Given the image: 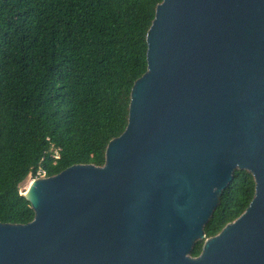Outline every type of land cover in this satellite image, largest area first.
Masks as SVG:
<instances>
[{
    "label": "water",
    "instance_id": "1",
    "mask_svg": "<svg viewBox=\"0 0 264 264\" xmlns=\"http://www.w3.org/2000/svg\"><path fill=\"white\" fill-rule=\"evenodd\" d=\"M145 41L104 165L28 172L34 218L0 223V264H264V0H162ZM236 170L254 197L205 238Z\"/></svg>",
    "mask_w": 264,
    "mask_h": 264
},
{
    "label": "trees",
    "instance_id": "2",
    "mask_svg": "<svg viewBox=\"0 0 264 264\" xmlns=\"http://www.w3.org/2000/svg\"><path fill=\"white\" fill-rule=\"evenodd\" d=\"M161 2L0 0V223L33 220L16 190L28 172L33 180L104 165L108 141L126 128L132 84L146 72L145 36ZM254 188L250 173H233L205 238L245 211Z\"/></svg>",
    "mask_w": 264,
    "mask_h": 264
},
{
    "label": "built area",
    "instance_id": "3",
    "mask_svg": "<svg viewBox=\"0 0 264 264\" xmlns=\"http://www.w3.org/2000/svg\"><path fill=\"white\" fill-rule=\"evenodd\" d=\"M40 178H45L44 177V173L41 172V171L37 174V176L35 177V179H40Z\"/></svg>",
    "mask_w": 264,
    "mask_h": 264
},
{
    "label": "rangeland",
    "instance_id": "4",
    "mask_svg": "<svg viewBox=\"0 0 264 264\" xmlns=\"http://www.w3.org/2000/svg\"><path fill=\"white\" fill-rule=\"evenodd\" d=\"M28 182H29V180L27 181V183L25 185H22V187H21L22 191H25L27 189Z\"/></svg>",
    "mask_w": 264,
    "mask_h": 264
},
{
    "label": "bare ground",
    "instance_id": "5",
    "mask_svg": "<svg viewBox=\"0 0 264 264\" xmlns=\"http://www.w3.org/2000/svg\"><path fill=\"white\" fill-rule=\"evenodd\" d=\"M26 190H28V188H27ZM25 193H26V192H25Z\"/></svg>",
    "mask_w": 264,
    "mask_h": 264
}]
</instances>
